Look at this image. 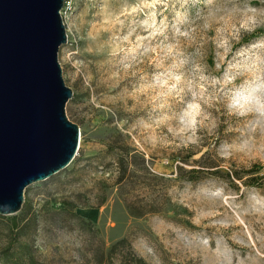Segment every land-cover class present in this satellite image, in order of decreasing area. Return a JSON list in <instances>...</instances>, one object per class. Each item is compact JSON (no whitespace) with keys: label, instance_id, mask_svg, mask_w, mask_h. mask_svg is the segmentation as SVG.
Instances as JSON below:
<instances>
[{"label":"rangeland","instance_id":"1","mask_svg":"<svg viewBox=\"0 0 264 264\" xmlns=\"http://www.w3.org/2000/svg\"><path fill=\"white\" fill-rule=\"evenodd\" d=\"M64 20L81 135L73 162L26 190L35 264H95L124 237L151 264H264V188L199 170L264 173V0H74ZM110 140L136 154L121 184Z\"/></svg>","mask_w":264,"mask_h":264},{"label":"water","instance_id":"2","mask_svg":"<svg viewBox=\"0 0 264 264\" xmlns=\"http://www.w3.org/2000/svg\"><path fill=\"white\" fill-rule=\"evenodd\" d=\"M65 0H0V215L19 213L27 188L66 169L81 129L59 51Z\"/></svg>","mask_w":264,"mask_h":264},{"label":"trees","instance_id":"3","mask_svg":"<svg viewBox=\"0 0 264 264\" xmlns=\"http://www.w3.org/2000/svg\"><path fill=\"white\" fill-rule=\"evenodd\" d=\"M122 134L120 133L118 137ZM115 143H118L117 140L111 141L108 143V151L113 152L115 155V163L119 171V176L117 178V183L121 184L133 174L134 171H130L129 167L134 163L133 159L135 155H131V150L127 149L125 151L124 146H114ZM204 156L200 158V161L203 160ZM143 161L144 158H142ZM209 168L203 167L199 169L202 171H209L205 169L216 168L213 172H208L217 176H226L233 178L235 180L241 181L246 186L253 187H263L264 188V173L261 172L262 167L259 164H253L249 168L235 169L230 172H224L217 168V166H208ZM211 167V168H210ZM179 171L182 174L185 171L183 166H179ZM107 201V195H105L102 200L99 202V206H102ZM75 205L74 202L67 201L60 208L59 212L63 213L67 206ZM31 204L28 199L25 200L20 214H15L12 216H3L0 215V222L10 219V226L8 227L11 232L12 240L9 242V247L1 252L0 256L4 259H9L10 257H16L17 263H22L28 260L30 264H35V257L33 250L29 243L26 241H21L26 239L33 225L37 222L36 215L30 213ZM131 207V206H129ZM71 209V208H70ZM68 209V210H70ZM74 209V207L72 208ZM74 217L79 221L85 222L88 225H93L92 222L87 221L84 217L74 212ZM133 216H143L144 213H132ZM16 247V248H15ZM120 254L119 264H151L144 257L137 255L131 248V243L128 238H121L117 240L112 246L105 250V248L100 249L94 254L95 264H111L113 263V257Z\"/></svg>","mask_w":264,"mask_h":264},{"label":"built area","instance_id":"4","mask_svg":"<svg viewBox=\"0 0 264 264\" xmlns=\"http://www.w3.org/2000/svg\"><path fill=\"white\" fill-rule=\"evenodd\" d=\"M73 2L74 0H65V5L61 11L63 18L67 15L68 10L73 7Z\"/></svg>","mask_w":264,"mask_h":264}]
</instances>
